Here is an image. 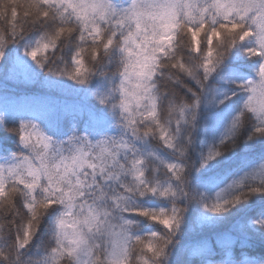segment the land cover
<instances>
[{"label": "snow or ice", "instance_id": "obj_1", "mask_svg": "<svg viewBox=\"0 0 264 264\" xmlns=\"http://www.w3.org/2000/svg\"><path fill=\"white\" fill-rule=\"evenodd\" d=\"M0 264H264V0H0Z\"/></svg>", "mask_w": 264, "mask_h": 264}]
</instances>
